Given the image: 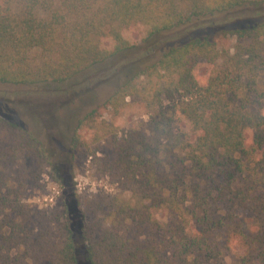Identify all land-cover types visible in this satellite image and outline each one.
<instances>
[{
    "label": "trees",
    "instance_id": "16d2710c",
    "mask_svg": "<svg viewBox=\"0 0 264 264\" xmlns=\"http://www.w3.org/2000/svg\"><path fill=\"white\" fill-rule=\"evenodd\" d=\"M248 5L264 0H0V83H64L134 49L124 34L135 26L154 36ZM232 32L233 52L205 36L153 62H126L107 105L114 118L132 105L145 110L152 138L120 134L114 121L105 130L111 151L97 160L133 201L90 203L87 264H226L235 247L236 264H264V17ZM203 63L213 65L206 77ZM97 112L79 120L73 150L84 127L102 142ZM27 158L42 170L51 162L37 135L0 115V264H80L67 206L41 211L9 183Z\"/></svg>",
    "mask_w": 264,
    "mask_h": 264
},
{
    "label": "rangeland",
    "instance_id": "374dc122",
    "mask_svg": "<svg viewBox=\"0 0 264 264\" xmlns=\"http://www.w3.org/2000/svg\"><path fill=\"white\" fill-rule=\"evenodd\" d=\"M264 17V6H244L227 13L195 19L179 29L149 36L148 28L135 26L125 31V38L135 47L125 51L101 65L89 68L64 83H53L43 87L0 83V115L28 132L37 135L47 147L50 163L43 170L32 159L27 158L20 167L11 169L9 183L25 198V202L39 210L61 214L65 206L69 209L77 257L80 264H87L86 242L83 227L93 224L96 219L93 204L103 195L121 196L133 201L132 188L124 187L100 167L98 157L110 152L103 139L105 130H112L116 122L120 134L136 128L152 138L149 115L143 109L132 105L119 118L107 105L108 99L124 83L126 62L153 58L156 61L173 46L192 38L209 37L219 49L233 52L237 39L232 31L255 23ZM112 47V42L106 44ZM213 65L200 64L198 71L206 77ZM98 109L91 122L100 133L95 140L96 130L84 127L81 146L73 150L71 137L79 122L88 113ZM102 126V127H101ZM183 126L185 124L183 123ZM186 130L188 126L186 125ZM18 191V192H19ZM65 219L61 217V221ZM38 225L48 224V219H37ZM57 235L59 232H56ZM57 235H54L55 240ZM242 249H235L225 257L226 264H236Z\"/></svg>",
    "mask_w": 264,
    "mask_h": 264
}]
</instances>
